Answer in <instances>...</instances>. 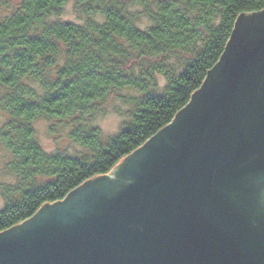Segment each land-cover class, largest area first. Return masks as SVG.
<instances>
[{
    "label": "trees",
    "instance_id": "trees-1",
    "mask_svg": "<svg viewBox=\"0 0 264 264\" xmlns=\"http://www.w3.org/2000/svg\"><path fill=\"white\" fill-rule=\"evenodd\" d=\"M73 1L82 23L59 19L69 0H0V144L14 177L0 184V232L109 174L171 122L238 16L264 8V0ZM122 89L135 93L121 96L129 119L104 138L91 121ZM40 118L70 126V140L86 152H46L35 134Z\"/></svg>",
    "mask_w": 264,
    "mask_h": 264
},
{
    "label": "water",
    "instance_id": "water-1",
    "mask_svg": "<svg viewBox=\"0 0 264 264\" xmlns=\"http://www.w3.org/2000/svg\"><path fill=\"white\" fill-rule=\"evenodd\" d=\"M253 26L238 16L189 101L109 174L1 231L0 264H264L246 188L264 171V30ZM96 181L104 194L74 209Z\"/></svg>",
    "mask_w": 264,
    "mask_h": 264
},
{
    "label": "rangeland",
    "instance_id": "rangeland-1",
    "mask_svg": "<svg viewBox=\"0 0 264 264\" xmlns=\"http://www.w3.org/2000/svg\"><path fill=\"white\" fill-rule=\"evenodd\" d=\"M59 19L70 20L78 23L83 22V18L76 10L73 0H69L66 4ZM169 61L174 62L177 61V59L173 57ZM156 77L159 87L164 86L166 83L164 76L156 74ZM134 94L135 93L130 89H122L114 92L105 101V103L102 104L101 110L95 114L94 119L91 121V125L97 126L104 138L114 135L128 121L129 112L132 106L125 104L121 96H132ZM34 128L36 138L46 152L59 150L65 151L73 156H81L86 152L80 145L70 140L68 132L71 127L65 125L64 123L59 121L57 122L56 120L40 118L34 122ZM8 157L9 153L0 144V184L12 183L14 181V177L9 173V171H7L5 166ZM2 204L3 200L0 195V207Z\"/></svg>",
    "mask_w": 264,
    "mask_h": 264
},
{
    "label": "flooded vegetation",
    "instance_id": "flooded-vegetation-1",
    "mask_svg": "<svg viewBox=\"0 0 264 264\" xmlns=\"http://www.w3.org/2000/svg\"><path fill=\"white\" fill-rule=\"evenodd\" d=\"M251 13L243 14V20L254 23V26L251 27V31L261 30L262 32V30H264V11H260L258 14ZM246 182L248 198L247 206L254 213V215L259 217L264 223V171H258L249 174ZM98 183L99 182L96 181L95 183H92L86 187L80 198L75 203L74 209L83 208L85 205V207H87L91 202H93L91 195L99 197L100 195L104 194L102 191V193L99 191L101 187H98L100 184Z\"/></svg>",
    "mask_w": 264,
    "mask_h": 264
}]
</instances>
